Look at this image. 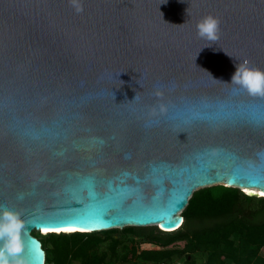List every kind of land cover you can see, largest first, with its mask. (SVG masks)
Segmentation results:
<instances>
[{
	"label": "water",
	"instance_id": "95a60500",
	"mask_svg": "<svg viewBox=\"0 0 264 264\" xmlns=\"http://www.w3.org/2000/svg\"><path fill=\"white\" fill-rule=\"evenodd\" d=\"M234 58L264 68V0H0V205L22 255L45 264L34 230L174 231L200 188L264 193V96L225 82Z\"/></svg>",
	"mask_w": 264,
	"mask_h": 264
},
{
	"label": "trees",
	"instance_id": "16d2710c",
	"mask_svg": "<svg viewBox=\"0 0 264 264\" xmlns=\"http://www.w3.org/2000/svg\"><path fill=\"white\" fill-rule=\"evenodd\" d=\"M174 231L158 226H126L92 232L40 234L45 264H169L194 254L202 264L263 262L264 196L223 184L196 190ZM152 243L156 248H144Z\"/></svg>",
	"mask_w": 264,
	"mask_h": 264
},
{
	"label": "clouds",
	"instance_id": "9594fccd",
	"mask_svg": "<svg viewBox=\"0 0 264 264\" xmlns=\"http://www.w3.org/2000/svg\"><path fill=\"white\" fill-rule=\"evenodd\" d=\"M69 3L76 12L84 10V0H69ZM220 28L221 20L213 13L202 16L196 22L197 34L207 41L218 40ZM228 54L232 56L230 53ZM234 63L235 70L231 75V80L225 82L235 83L246 89L251 95L264 96V68L252 65L248 59L234 58ZM213 79L222 80L215 77ZM163 94L161 89L156 92L157 96ZM136 98L137 93L134 99ZM158 110L166 112L167 105L161 103ZM25 225L26 221L20 210L0 205V264H32L30 259L22 255L25 249Z\"/></svg>",
	"mask_w": 264,
	"mask_h": 264
},
{
	"label": "rangeland",
	"instance_id": "374dc122",
	"mask_svg": "<svg viewBox=\"0 0 264 264\" xmlns=\"http://www.w3.org/2000/svg\"><path fill=\"white\" fill-rule=\"evenodd\" d=\"M36 232L39 233L40 231L36 230ZM40 234L46 235L47 233L40 232ZM143 247L144 248H156L157 245L152 244V243H148V244L146 243V244L143 245ZM261 256H262V259H264V248L261 251ZM192 258L194 259V261H192V262H185V258H182V259H176L174 262H171L169 264H202L203 261H204L203 256L200 255V254H194ZM123 264H125V263H123ZM138 264H145V263H138ZM254 264H264V261L263 262H256Z\"/></svg>",
	"mask_w": 264,
	"mask_h": 264
},
{
	"label": "bare ground",
	"instance_id": "6f19581e",
	"mask_svg": "<svg viewBox=\"0 0 264 264\" xmlns=\"http://www.w3.org/2000/svg\"><path fill=\"white\" fill-rule=\"evenodd\" d=\"M246 189H248V191H247L248 193H252V194L257 193V194L261 195V193H263L262 191H259V189L255 188V187H250V188H246ZM73 229L77 230V228H73ZM75 230H72V231H75ZM78 230L85 231V230H91V229H89V228H78Z\"/></svg>",
	"mask_w": 264,
	"mask_h": 264
},
{
	"label": "snow or ice",
	"instance_id": "6c2138e0",
	"mask_svg": "<svg viewBox=\"0 0 264 264\" xmlns=\"http://www.w3.org/2000/svg\"><path fill=\"white\" fill-rule=\"evenodd\" d=\"M245 191H248V189H245ZM261 195H264V193H261ZM67 231H72V230H75V229H72V228H68V229H65ZM57 231H59V229H57Z\"/></svg>",
	"mask_w": 264,
	"mask_h": 264
}]
</instances>
